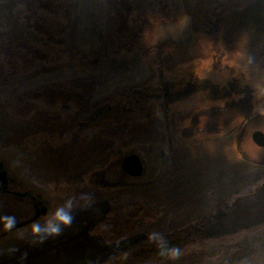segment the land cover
<instances>
[{"label":"rangeland","instance_id":"374dc122","mask_svg":"<svg viewBox=\"0 0 264 264\" xmlns=\"http://www.w3.org/2000/svg\"><path fill=\"white\" fill-rule=\"evenodd\" d=\"M133 1L136 10L129 19L138 45L135 56L141 59L144 49L168 40H174L178 48L166 55L161 69L152 70L153 82L140 93L151 99L142 107L149 116L138 118L123 139L106 140L98 129L82 132L74 107L63 110L59 105L47 106L33 101V110L27 118L13 115L7 105L14 101L28 103L24 98L26 92L47 83H64L71 78L95 75V72L66 62L40 64L32 74L5 83L7 70L0 57V153L13 163L22 180L20 185H14L15 189L48 200L51 208L42 221L13 228L0 237V254L12 252L26 242L33 235V226L43 227L59 207L70 204L71 215L83 219L92 209L103 211L110 207L125 221L132 214L127 210L128 205L136 203L152 210L155 218L146 221L137 217L135 231L121 239L126 248L124 253L116 255L108 264H123L129 248L149 241L153 234L160 239L213 214L219 216L217 221L206 225V233L213 238L184 246L175 259L171 258L172 251H168L161 259L146 264H264L253 247L257 236L250 234L249 229L228 235V209L225 210L228 169L215 170L226 146L228 151V138L199 142V135H205L207 129L236 132L245 119V134L256 128L264 133V59L259 58L264 46V0H249L244 8L228 10L218 31L221 42L220 48L215 49L219 51L216 55L211 51L212 37L195 34L192 29L194 23L203 25L213 20V0H173L177 9L173 22L155 25L146 21L144 31L139 33L136 26L140 16L145 14L147 0ZM71 8L69 20H49L48 26L56 34L65 33L75 49L102 54L97 75L99 87L91 101L108 96L124 97L133 85L127 87L126 80L115 84L105 78L107 68L114 67L120 72L122 69L117 58L105 54V39L118 21L119 9L115 1L75 0ZM30 36L44 42L41 36L33 33ZM209 106L213 109L208 110ZM232 118L234 121L229 124ZM164 124H168V128H164ZM159 143L176 159L179 177H183L185 186L181 202L160 204L150 197L145 187L147 170L140 176H132L121 167L123 158L131 153H137L145 163L155 155ZM248 146L255 150L248 152ZM236 147L251 161L264 160V147L250 139L244 144L237 143ZM195 164L201 165L202 170L190 176ZM204 166L209 168L205 172ZM189 177L198 185L195 195L187 187ZM210 191L216 192V203L222 208L220 212L210 203ZM245 204H231L230 213H237ZM256 204L250 206L256 208ZM0 213L23 221L32 215V209L9 196H0ZM88 222L89 218L84 220L85 224ZM248 222L245 217H239L229 225V230H237ZM235 235L242 236L228 241V237Z\"/></svg>","mask_w":264,"mask_h":264},{"label":"trees","instance_id":"16d2710c","mask_svg":"<svg viewBox=\"0 0 264 264\" xmlns=\"http://www.w3.org/2000/svg\"><path fill=\"white\" fill-rule=\"evenodd\" d=\"M75 0H0V57L6 67L4 82L10 83L17 77L32 74L40 64L55 65L61 62L75 64L83 70L96 72L102 62V54L93 51H79L70 45L65 33L56 34L48 26L49 20H69L71 4ZM119 9L118 21L112 32L105 39L108 56L131 54L137 48L135 34L132 33L129 16L136 10L133 0H114ZM249 0H213V20L203 25L193 24V32L212 37L211 51L215 55L220 48L218 31L228 10L241 9ZM177 9L173 0H147L146 11L141 15L136 32H143L146 21L155 25L171 23L176 19ZM41 36L44 42L32 38L30 34ZM178 48L174 40L148 47L143 50V57L148 65L159 70L163 67L166 55ZM264 59V46L259 53ZM63 60V61H62ZM148 79L142 84L133 85L122 98L106 97L97 102L91 99L97 90L95 75L87 74L66 80L64 83H47L25 93L28 103L10 102L7 107L13 115L27 118L33 110V101L47 106L59 105L63 110L71 107L76 109V121L79 129L86 132L98 129L100 135L110 141L125 138L131 126L138 118L149 116L143 106L150 102V97H143L152 83ZM162 85V82H156ZM247 119L244 120L245 124ZM210 203L219 212L221 207L216 203V192L210 191ZM228 209L226 205L225 210ZM132 213L127 220L119 219L114 209H109L90 230L92 234L100 235L107 243L116 242L132 234L135 229V219L141 216L146 221L153 220L152 210L136 203L128 205ZM219 215V214H218ZM219 217V216H218ZM217 214L203 218L182 228L169 232L164 237L150 239L130 247L123 264H146L153 259H161L172 249L179 250L197 241L213 238L206 233V225L214 224ZM246 226L240 229L253 230L264 225V218L248 220Z\"/></svg>","mask_w":264,"mask_h":264},{"label":"crops","instance_id":"0c3cea01","mask_svg":"<svg viewBox=\"0 0 264 264\" xmlns=\"http://www.w3.org/2000/svg\"><path fill=\"white\" fill-rule=\"evenodd\" d=\"M111 58H117L116 60L118 64L121 63L122 69L120 72L114 67L107 68L105 70V72H107L105 77L107 82L113 81L115 84H121L126 80V85L129 87L131 85H137L139 81L144 80L143 82H145L148 79H152L150 76L153 69L145 61L143 52L141 59L135 56V51L131 54H118ZM98 72L99 69L94 73L98 83L97 90L99 87V78H97ZM120 73L123 77L120 76ZM115 74L118 75L116 79L113 78ZM213 106H216V103ZM206 108L208 110L213 109L212 106ZM205 116L208 117L209 114H205ZM225 117V122H227L228 117L226 115ZM233 121L234 118L228 120V123L231 124ZM164 125V128H168V124ZM245 128L246 123L242 124L236 132H233V129L228 131H213L207 129L208 132L205 135H199V142L205 139L212 140V138L217 137L224 139L228 138V151L226 146L224 155L222 158H218L219 160L221 159V161H219V164L215 167V170H220L221 168L228 169V235L236 233L229 230V225L234 223L239 217H245L247 221L254 220L255 218H264V160L259 162L251 161L236 147L237 143L241 142L244 144L247 139L253 141V132L259 129L256 128L250 134H245L243 131ZM209 144L213 143L209 142ZM158 145L155 155L147 158V162L145 161L144 163L143 161L144 170H147L148 176L145 187L148 188L147 190L148 193H150V197L156 199L160 204L170 201L181 202L184 197L185 185L183 177H179L180 170L176 168V159L169 156V151L166 150L163 144L159 143ZM254 150L255 149L251 146H248V152H253ZM171 154L173 153L171 152ZM214 163L216 164V158H214ZM221 163H223V167ZM195 165V167L190 169V176H192L191 174L194 171L202 170L201 165ZM207 169H209L207 166L203 167L204 172L207 171ZM188 180L187 187L190 188V193L195 195L198 185L190 177ZM216 192L218 194L217 188ZM95 198L97 199V197ZM238 202L246 204L240 207L237 213H230L231 204ZM254 202L257 203L256 208L250 206L251 203ZM109 209L110 207H105L103 211L92 209V213L89 215L87 213L86 219L89 218L87 224L84 223L86 219L80 218L78 215L74 214L72 215L73 221L71 226L63 228L59 236L48 237L40 243L38 242L39 237L32 235L26 242L18 246L12 252L0 254V263L108 264L116 255L124 253L126 248L122 245V240L107 243L100 235L92 234L89 230L105 216V213ZM250 213L254 214V217L250 215ZM250 232V234H255L257 236V243L253 246L256 251L255 253L259 259L264 260V225L250 230ZM235 236L238 237L234 239ZM235 236L228 237V241H236L242 235Z\"/></svg>","mask_w":264,"mask_h":264},{"label":"flooded vegetation","instance_id":"af4514ba","mask_svg":"<svg viewBox=\"0 0 264 264\" xmlns=\"http://www.w3.org/2000/svg\"><path fill=\"white\" fill-rule=\"evenodd\" d=\"M20 180L21 178H18L16 168L13 166V163L8 159H5L4 155L0 153V196H9L13 198L16 203L26 204L31 207L32 215L23 221L31 218H35L32 223L42 221L51 211L50 202L48 200L39 199L38 196L29 191H18L15 189L14 185L16 183L20 185L22 181ZM45 208L47 210L43 213ZM4 217L6 216L0 213V237L4 236L11 229H13V226L23 222L15 220V223L11 228H6L5 225L7 224V220L3 219Z\"/></svg>","mask_w":264,"mask_h":264},{"label":"clouds","instance_id":"9594fccd","mask_svg":"<svg viewBox=\"0 0 264 264\" xmlns=\"http://www.w3.org/2000/svg\"><path fill=\"white\" fill-rule=\"evenodd\" d=\"M67 208V210H66ZM71 205H66L59 207L52 213L51 219L45 222L44 227L40 225H35L32 228V234L38 236V242L42 243L48 237L59 236L62 233L63 228L70 227L73 221L71 215ZM3 219L7 220L6 228H11L15 223L14 217H4ZM150 239L155 238V234L149 237ZM178 256V250L172 249L171 258L175 259Z\"/></svg>","mask_w":264,"mask_h":264},{"label":"water","instance_id":"95a60500","mask_svg":"<svg viewBox=\"0 0 264 264\" xmlns=\"http://www.w3.org/2000/svg\"><path fill=\"white\" fill-rule=\"evenodd\" d=\"M253 141L258 145L263 147L264 146V133L260 130H256L252 134ZM121 167L123 171L132 176H140L144 171V163L141 157L137 153H131L127 156H125L122 160ZM46 208L44 209L43 213L46 212ZM35 218H31L29 220L23 221L22 223H19L13 228L19 227L21 225L28 224L32 222Z\"/></svg>","mask_w":264,"mask_h":264}]
</instances>
